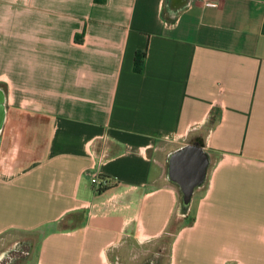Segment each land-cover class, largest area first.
I'll list each match as a JSON object with an SVG mask.
<instances>
[{
  "label": "crops",
  "instance_id": "crops-1",
  "mask_svg": "<svg viewBox=\"0 0 264 264\" xmlns=\"http://www.w3.org/2000/svg\"><path fill=\"white\" fill-rule=\"evenodd\" d=\"M0 87V256L125 264L168 232L167 264H264V0H0Z\"/></svg>",
  "mask_w": 264,
  "mask_h": 264
},
{
  "label": "water",
  "instance_id": "water-1",
  "mask_svg": "<svg viewBox=\"0 0 264 264\" xmlns=\"http://www.w3.org/2000/svg\"><path fill=\"white\" fill-rule=\"evenodd\" d=\"M5 91L0 87V131L5 119ZM208 155L198 141L171 151L168 157V175L182 192V207L186 209L194 187L204 180Z\"/></svg>",
  "mask_w": 264,
  "mask_h": 264
},
{
  "label": "rangeland",
  "instance_id": "rangeland-1",
  "mask_svg": "<svg viewBox=\"0 0 264 264\" xmlns=\"http://www.w3.org/2000/svg\"><path fill=\"white\" fill-rule=\"evenodd\" d=\"M203 133H202V130L199 129V130H195L193 132H190V134H188L187 136V139H184V140H196V137L197 136H202ZM183 138L180 139L179 141H176L174 143H169V146H175V144H181L182 142H184ZM166 151V150H165ZM162 152V157L166 155V152ZM15 153H10V159H9V162H12V158L14 157ZM171 182V181H170ZM179 194H180V204H179V211L181 212L183 207H182V199H181V196H182V192L180 190V187H179ZM183 210H186V209H183ZM177 212V211H176ZM179 214L180 218V223H185L186 220H187V215L183 213H175V215ZM174 224H175V219H174V223L173 225L171 226V230H174L175 228L174 227ZM170 240H171V235L168 234V232L166 234L163 235L162 238H160L156 244H154V246H148V252H147V255L146 257L143 255V254H139L140 252V248H137L135 249V251H133V254L135 255L134 258H132V260L128 263H125V264H167L168 262V259H169V243H170ZM20 253H18V251L16 250H11L9 253H8V256H7V260L9 259H12L14 257H16V262H19L22 258L21 256L22 255H18ZM18 256V257H17ZM20 257V258H19ZM15 259L14 261L12 260V262L10 264H13V263H16L15 262ZM36 259L37 257H35V254L33 256V264H36ZM5 260V261H7ZM4 261V262H5Z\"/></svg>",
  "mask_w": 264,
  "mask_h": 264
},
{
  "label": "built area",
  "instance_id": "built-area-1",
  "mask_svg": "<svg viewBox=\"0 0 264 264\" xmlns=\"http://www.w3.org/2000/svg\"><path fill=\"white\" fill-rule=\"evenodd\" d=\"M199 1H201L205 6H209V7H217L220 4V0H199ZM90 180L91 183L97 188V190L105 189L111 185L110 181H108L105 175L98 172L92 173Z\"/></svg>",
  "mask_w": 264,
  "mask_h": 264
},
{
  "label": "trees",
  "instance_id": "trees-1",
  "mask_svg": "<svg viewBox=\"0 0 264 264\" xmlns=\"http://www.w3.org/2000/svg\"><path fill=\"white\" fill-rule=\"evenodd\" d=\"M144 57H145V50L142 51V52H139V53L137 52V54L135 56V64H134L135 70H137V71L141 70V68H142V61H143V58ZM105 177L108 179V181H110V184H113L114 183L113 180H112V178L110 176L105 175ZM102 190H104V189H99L98 191H102Z\"/></svg>",
  "mask_w": 264,
  "mask_h": 264
},
{
  "label": "flooded vegetation",
  "instance_id": "flooded-vegetation-1",
  "mask_svg": "<svg viewBox=\"0 0 264 264\" xmlns=\"http://www.w3.org/2000/svg\"><path fill=\"white\" fill-rule=\"evenodd\" d=\"M190 142H186V144H188ZM14 250V249H13ZM8 254H3L2 256H0V264H10L12 261H8L7 258ZM7 260V261H5ZM11 260V259H10ZM5 261V262H4Z\"/></svg>",
  "mask_w": 264,
  "mask_h": 264
}]
</instances>
